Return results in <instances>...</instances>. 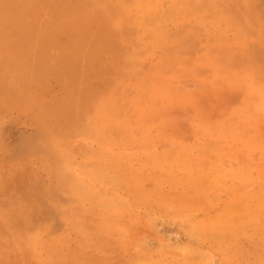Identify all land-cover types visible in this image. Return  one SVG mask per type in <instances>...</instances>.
<instances>
[{
	"label": "rangeland",
	"instance_id": "obj_1",
	"mask_svg": "<svg viewBox=\"0 0 264 264\" xmlns=\"http://www.w3.org/2000/svg\"><path fill=\"white\" fill-rule=\"evenodd\" d=\"M0 216V264H264V0H0Z\"/></svg>",
	"mask_w": 264,
	"mask_h": 264
},
{
	"label": "bare ground",
	"instance_id": "obj_2",
	"mask_svg": "<svg viewBox=\"0 0 264 264\" xmlns=\"http://www.w3.org/2000/svg\"><path fill=\"white\" fill-rule=\"evenodd\" d=\"M133 1V0H132ZM176 1V0H175ZM200 1V0H199ZM245 1V0H244ZM247 1V0H246ZM260 2H261V0H260ZM190 3H191V1H190ZM215 3V2H214ZM213 3V4H214ZM248 3V2H247ZM258 3V2H257ZM180 4V3H179ZM209 4V3H208ZM64 5V4H63ZM66 5V4H65ZM187 5V4H186ZM200 5V4H199ZM57 6V5H56ZM170 6V5H169ZM180 6L181 5H179V8H180ZM67 7V6H66ZM173 7V6H172ZM194 7V6H193ZM178 8V7H177ZM214 8V7H213ZM191 9V8H190ZM182 10V9H181ZM204 10V9H203ZM237 10V9H236ZM177 11V10H176ZM185 11V10H184ZM219 11V10H218ZM248 11V10H247ZM174 12V11H173ZM178 12V11H177ZM215 12V11H214ZM250 12V11H249ZM179 13V12H178ZM203 13V12H202ZM213 13V12H212ZM209 14V13H208ZM207 14V15H208ZM210 15V14H209ZM260 15V14H259ZM193 16V15H192ZM194 16H196V15H194ZM219 16V15H218ZM214 17V16H213ZM194 19H195V17H193ZM192 18V19H193ZM255 18V17H254ZM181 19H182V17H181ZM70 20V19H69ZM223 20V19H222ZM211 22V21H210ZM76 24V23H75ZM201 25V24H200ZM204 25V24H203ZM210 25V24H209ZM247 26V25H246ZM219 29V28H218ZM216 30V29H215ZM12 31V30H11ZM21 31V30H20ZM237 31V30H236ZM59 32V31H58ZM61 32V31H60ZM238 32V31H237ZM259 32V31H258ZM47 34V33H46ZM58 34H62V33H58ZM63 34H64V32H63ZM219 34V33H218ZM39 35V34H38ZM40 35H42V34H40ZM50 35V34H49ZM48 35V36H49ZM47 36V37H48ZM235 36V35H234ZM51 37V36H50ZM257 37V36H256ZM42 38V37H41ZM52 38V37H51ZM236 38V37H235ZM240 38H242V37H240ZM43 39V38H42ZM239 38H237V40H238ZM241 40V39H240ZM232 41V40H231ZM233 42V41H232ZM245 42V41H244ZM231 43V42H230ZM234 43V42H233ZM237 45H238V43H237ZM243 48V47H242ZM241 48V49H242ZM231 55V54H230ZM236 59V58H235ZM260 61V60H259ZM246 64V63H245ZM259 64V63H258ZM257 65V64H256ZM255 65V66H256ZM261 64H259V66H260ZM254 70H255V68H254ZM245 72V71H244ZM243 73V72H242ZM240 74V73H239ZM246 74V73H245ZM252 74V73H251ZM251 76H253V75H251ZM236 77V76H235ZM247 78V77H246ZM237 79V78H236ZM243 79H245V78H243ZM247 87V86H246ZM249 87V86H248ZM247 87V88H248ZM253 90V89H252ZM254 93V92H253ZM250 95H251V93H249ZM259 95V94H258ZM257 98H258V96H256ZM255 112H257V111H255ZM254 115V114H253ZM231 123V122H230ZM234 126V125H233ZM237 130H239V128H237ZM241 132H242V130H241ZM256 140V139H255ZM244 141V140H243ZM251 144H252V142H251ZM226 146V145H225ZM91 158V157H90ZM152 161V160H151ZM96 170V169H95ZM90 175V174H89ZM95 175V174H94ZM115 175V174H114ZM100 176V175H99ZM89 177V176H88ZM95 177V176H94ZM98 177V176H97ZM73 179V178H72ZM100 180H102V179H100ZM103 181V180H102ZM109 187V186H108ZM101 193V192H100ZM110 199V198H109ZM95 213H97V212H95ZM6 214V213H5ZM1 217V216H0ZM2 218V217H1ZM251 229V228H250ZM252 230V229H251ZM236 231V230H235ZM232 232V231H231ZM249 234H251V233H249ZM169 236H171L172 237V235H169ZM164 237V236H163ZM167 237V236H166ZM245 237V236H244ZM172 239V238H171ZM180 240V239H179ZM235 243V242H234ZM236 244V243H235ZM249 244V243H248ZM232 245V244H231ZM172 247V246H171ZM49 248V247H48ZM173 248V247H172ZM55 253V252H54ZM209 258H210V255H209ZM227 259V258H226ZM211 261V260H210ZM215 263V262H214Z\"/></svg>",
	"mask_w": 264,
	"mask_h": 264
}]
</instances>
